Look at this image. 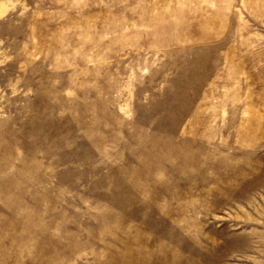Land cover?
Instances as JSON below:
<instances>
[{"label":"rangeland","instance_id":"374dc122","mask_svg":"<svg viewBox=\"0 0 264 264\" xmlns=\"http://www.w3.org/2000/svg\"><path fill=\"white\" fill-rule=\"evenodd\" d=\"M0 264H264V0H0Z\"/></svg>","mask_w":264,"mask_h":264},{"label":"bare ground","instance_id":"6f19581e","mask_svg":"<svg viewBox=\"0 0 264 264\" xmlns=\"http://www.w3.org/2000/svg\"><path fill=\"white\" fill-rule=\"evenodd\" d=\"M125 257H126V256H125ZM125 257H124V258H125ZM123 260H124V259H123Z\"/></svg>","mask_w":264,"mask_h":264}]
</instances>
